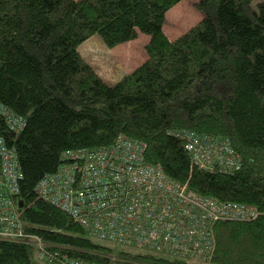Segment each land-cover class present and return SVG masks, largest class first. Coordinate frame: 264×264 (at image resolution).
<instances>
[{
    "label": "trees",
    "instance_id": "1",
    "mask_svg": "<svg viewBox=\"0 0 264 264\" xmlns=\"http://www.w3.org/2000/svg\"><path fill=\"white\" fill-rule=\"evenodd\" d=\"M182 0H0V141L15 154L23 229L80 264H264V2L199 0L202 19L174 40L162 31ZM147 35L146 59L112 85L78 47L98 35L109 48ZM228 139L242 166L195 169L179 131ZM142 142L145 160L198 195L255 206L246 222L211 228L213 250L189 262L92 241L34 191L69 151ZM1 168V160H0ZM17 206V203H15ZM0 264H44L35 248L0 240Z\"/></svg>",
    "mask_w": 264,
    "mask_h": 264
},
{
    "label": "built area",
    "instance_id": "2",
    "mask_svg": "<svg viewBox=\"0 0 264 264\" xmlns=\"http://www.w3.org/2000/svg\"><path fill=\"white\" fill-rule=\"evenodd\" d=\"M7 118L21 130V118ZM190 165L210 173L240 170V156L228 139L179 131ZM142 142L119 135L103 148L67 152L34 191L68 214L89 237L181 261L203 262L213 250L216 222L256 219L255 206L201 196L145 160ZM0 240L32 245L44 264H80L23 229L19 218L15 154L0 141ZM17 203V206L16 204Z\"/></svg>",
    "mask_w": 264,
    "mask_h": 264
},
{
    "label": "rangeland",
    "instance_id": "3",
    "mask_svg": "<svg viewBox=\"0 0 264 264\" xmlns=\"http://www.w3.org/2000/svg\"><path fill=\"white\" fill-rule=\"evenodd\" d=\"M198 1L182 0L166 12L162 31L169 40L178 38L202 19V13L196 8ZM262 2L264 0H252L251 6L256 8ZM147 42V35L138 33L134 40L109 48L98 35H94L78 47V52L104 83L112 85L146 59L144 47ZM90 239L100 245H113L98 238ZM123 249L136 250L129 247Z\"/></svg>",
    "mask_w": 264,
    "mask_h": 264
}]
</instances>
